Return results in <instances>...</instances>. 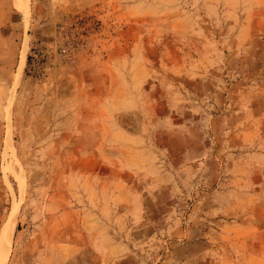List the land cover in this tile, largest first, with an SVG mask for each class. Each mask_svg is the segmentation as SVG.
<instances>
[{
    "label": "rangeland",
    "instance_id": "obj_1",
    "mask_svg": "<svg viewBox=\"0 0 264 264\" xmlns=\"http://www.w3.org/2000/svg\"><path fill=\"white\" fill-rule=\"evenodd\" d=\"M0 264H264V0H0Z\"/></svg>",
    "mask_w": 264,
    "mask_h": 264
},
{
    "label": "bare ground",
    "instance_id": "obj_2",
    "mask_svg": "<svg viewBox=\"0 0 264 264\" xmlns=\"http://www.w3.org/2000/svg\"><path fill=\"white\" fill-rule=\"evenodd\" d=\"M8 230H9V225H7V226L5 227L4 231L6 232V231H8ZM7 241H8V238L6 239V241L4 240V243L7 244ZM6 249H7V246H6V248L3 249V251H5Z\"/></svg>",
    "mask_w": 264,
    "mask_h": 264
},
{
    "label": "crops",
    "instance_id": "obj_3",
    "mask_svg": "<svg viewBox=\"0 0 264 264\" xmlns=\"http://www.w3.org/2000/svg\"><path fill=\"white\" fill-rule=\"evenodd\" d=\"M246 136H244V138H245ZM258 166V165H257Z\"/></svg>",
    "mask_w": 264,
    "mask_h": 264
}]
</instances>
